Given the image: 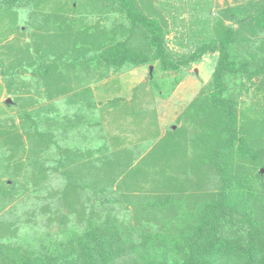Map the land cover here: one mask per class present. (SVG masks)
Returning a JSON list of instances; mask_svg holds the SVG:
<instances>
[{
  "label": "trees",
  "instance_id": "trees-1",
  "mask_svg": "<svg viewBox=\"0 0 264 264\" xmlns=\"http://www.w3.org/2000/svg\"><path fill=\"white\" fill-rule=\"evenodd\" d=\"M31 1L0 0V9H9L15 19L22 13L32 18ZM102 2L101 18L92 27L85 25L91 20L83 21L87 14L79 16L75 8L69 17L53 18L56 30H75L72 45L65 46L72 56L61 69L55 65L58 69L49 71L50 64L43 69L60 74L86 66L99 71L103 80L158 62L166 75L216 53L210 81L187 106L189 111L215 114L211 117L216 121L208 122L215 127V146L211 160L205 161V178L179 181L173 176L162 183L167 168L158 179L155 172L156 179H149L153 176L144 171L135 179H128L131 172L125 179L120 172L110 176L114 168L106 156L115 155L109 140L113 147L115 139L127 146L129 138L108 132V139L100 135L97 145L71 142L83 128H98L88 121L95 111L89 84L77 87L78 92L49 94L43 99L52 107L42 113L37 109L45 104L38 98L28 107L17 103V78L4 87L15 98L18 123L3 118L2 105L7 104L0 103V264H264V104L237 112L238 96L251 86L264 101V0L226 6L211 26L208 19L193 21L212 36L177 57L168 48L167 24L162 10L152 7L154 0ZM38 6L33 4L34 9ZM111 19L108 31L100 26ZM3 64L0 61L4 78ZM147 76L154 82L153 72L148 70ZM65 95L62 111L54 100ZM76 100H88L85 113L78 111L81 104ZM246 133L259 138V144ZM115 166L120 168V162ZM98 168L105 172L99 174ZM4 169L14 175L2 177ZM52 176L60 178L61 187L49 185ZM55 223L58 227L52 231Z\"/></svg>",
  "mask_w": 264,
  "mask_h": 264
},
{
  "label": "rangeland",
  "instance_id": "rangeland-1",
  "mask_svg": "<svg viewBox=\"0 0 264 264\" xmlns=\"http://www.w3.org/2000/svg\"><path fill=\"white\" fill-rule=\"evenodd\" d=\"M102 1L79 0L77 3L68 2L64 5L65 3L58 1L53 3L50 0L42 2L32 0L30 12L35 10V14L31 13L32 18H28L27 13H22L19 15V19L18 16L15 19L9 9H0V61L4 62L3 69L6 72L3 78L0 71V103H6L7 100L12 101L6 103V106L2 105L5 112L3 118H9L18 123L15 98L9 95L4 87L5 85L6 87L10 86V83H14L17 78H19L17 91L20 98L17 103L28 107L32 103L30 102L32 98H38L41 104H45L41 111L37 109L42 113L46 112L48 107H52L51 101L46 103L43 99L47 98L49 94L55 97L57 92L58 96L67 90L78 92L80 89L77 87L89 84L93 93L95 111L93 116L88 117V121L92 126L98 124L96 126L98 128L93 130L86 128L87 131L83 128L80 136L77 139H72L71 142L76 145H97L100 135L102 138L107 136L106 139H108V132L109 135L113 133L120 138H129L131 143L127 146H120L115 139V147H113V143H111L113 140H109L111 141L109 142L111 150L115 155L113 157L107 152L106 157L110 159L112 165L109 168H114V172L110 176L120 172L125 179V175H129L131 172L128 179H135L139 172L142 175L144 171L146 176H153L155 172L158 179L160 175L157 174L160 173V170L167 168L169 173L164 178L162 177L163 179L160 180L162 183L171 180L173 176L179 181H183V179L187 181L194 177L195 180H202L205 178L203 176L205 161L211 160V152L215 146V143L211 141L215 127L208 125V122L216 121L214 117H211L215 114L199 113L193 108L189 111L187 106L210 81L217 57L216 53L205 55L200 64H192L179 71L166 72V75L160 72L158 62L129 72L111 74L109 78L103 80L99 77L100 74L98 75L99 71L95 70L94 72L86 66L84 70H80L81 68L76 66L71 70L67 68L63 70L65 73L60 74L47 73V70L43 69V64L51 65L49 71L53 68L61 69V65L68 63L69 56H72L65 46L72 45L70 35L72 36L75 30H56L53 18L63 15L69 17L75 8L79 16L87 14L83 17L85 18L83 21L91 20L87 21L85 25L92 27L95 25L93 23L98 22L100 13L103 11ZM246 1L248 0H154L152 7L162 10L167 24L168 48L177 57L192 52L195 49V44L200 45L202 39L212 36L210 31L202 33V24L195 25L193 21L201 23L204 19H208L211 26V22L219 10ZM35 3L39 5L38 9L33 8ZM200 7H203L201 12L198 10ZM194 8L198 12L194 11ZM21 12L20 9L19 14ZM116 18L121 20L120 17ZM112 20H104L105 23L102 25L100 23V26L108 31L111 28L109 24ZM78 24L72 25L74 29ZM237 26L238 24L234 25L235 28ZM79 29H82V26ZM136 44L135 42L134 45ZM55 65H58V68L54 67ZM147 69L156 76L152 83L148 82L150 79L147 76ZM255 81L259 82V79H255ZM158 84L160 85L159 89H157ZM134 86L139 87V91L133 89ZM254 94H256V90L254 86H251L248 93L238 96V114L244 107L264 104L262 94L257 92L256 97ZM63 97L65 98L59 97L54 102L61 105L60 109L65 111L62 105L68 101V96ZM78 101L76 100L77 104H81L79 107L77 106L80 109L78 111L85 113L88 100H82L81 103ZM182 126L183 128H180ZM252 127L251 123H248V128L252 129ZM247 135L250 136L251 142L259 144V138L253 140L250 133ZM119 137H117L118 140ZM53 142L54 154L56 148ZM204 152H207L208 156L204 155ZM135 157L138 159L136 160ZM87 162L83 164L85 165ZM118 162H120V168L113 167ZM97 172L101 174L105 171L98 168ZM1 173L5 178L14 175L13 170L7 169ZM156 177L153 176L149 179H156ZM210 178L214 177L210 176ZM59 181L58 176H52L48 183L50 186L52 185V188L57 189L61 187ZM57 227L58 225L55 223L52 231Z\"/></svg>",
  "mask_w": 264,
  "mask_h": 264
},
{
  "label": "water",
  "instance_id": "water-1",
  "mask_svg": "<svg viewBox=\"0 0 264 264\" xmlns=\"http://www.w3.org/2000/svg\"><path fill=\"white\" fill-rule=\"evenodd\" d=\"M6 103H10V100H7ZM263 171V170H262Z\"/></svg>",
  "mask_w": 264,
  "mask_h": 264
}]
</instances>
